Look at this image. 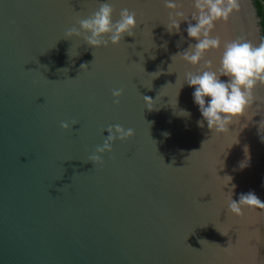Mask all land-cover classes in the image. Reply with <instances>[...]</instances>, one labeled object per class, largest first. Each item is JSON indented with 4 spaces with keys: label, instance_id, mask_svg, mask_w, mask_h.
<instances>
[{
    "label": "water",
    "instance_id": "1",
    "mask_svg": "<svg viewBox=\"0 0 264 264\" xmlns=\"http://www.w3.org/2000/svg\"><path fill=\"white\" fill-rule=\"evenodd\" d=\"M104 2L136 13L135 36L64 39ZM179 3L189 17L169 33L165 0H0V264H264V209L228 212L229 192L264 202V83L227 133L199 127L184 82L199 69L177 56L194 8ZM260 22L239 0L213 35L258 46ZM115 124L135 137L86 163Z\"/></svg>",
    "mask_w": 264,
    "mask_h": 264
},
{
    "label": "clouds",
    "instance_id": "2",
    "mask_svg": "<svg viewBox=\"0 0 264 264\" xmlns=\"http://www.w3.org/2000/svg\"><path fill=\"white\" fill-rule=\"evenodd\" d=\"M192 4L194 11L191 17L195 23L189 22L187 34L196 43L177 56L199 71L186 72L184 82L195 89L194 102L203 117L198 121V126L203 128L206 121L214 134L227 133L229 125L242 117L250 106L253 90L259 83H264V42L258 46L249 41L222 42L218 35H213L216 23L227 21L230 14L239 8V0H192ZM165 7L169 10L170 21L166 24L167 30L169 33L179 32L180 22L188 20L189 15L179 0H165ZM115 14L116 10L110 2L101 3L98 9L86 18L78 17L75 24L66 30L64 39L83 40L95 50L110 45L120 46L125 35L135 36L138 22L136 13L127 8L120 11L118 19H114ZM213 52L220 53L218 63L207 58ZM174 57L176 56H173L172 60ZM87 68V64L81 65L82 70ZM221 76L229 77V80L223 81ZM123 95V89L112 91L117 105ZM143 97L149 110H153L151 106L155 101L151 97ZM182 112L186 117L191 115L186 111ZM77 123L63 122L61 127L69 130ZM105 131L108 135L103 145L96 148L86 163L103 165V155L113 152V145L117 140L127 142L135 137L132 128H125L120 124L110 125ZM229 193L230 213L239 215L245 206L264 209V202L254 192L241 194L239 202L233 200L232 193Z\"/></svg>",
    "mask_w": 264,
    "mask_h": 264
},
{
    "label": "trees",
    "instance_id": "3",
    "mask_svg": "<svg viewBox=\"0 0 264 264\" xmlns=\"http://www.w3.org/2000/svg\"><path fill=\"white\" fill-rule=\"evenodd\" d=\"M255 8L257 10L258 17L260 18V26L262 32V40L264 42V0H253Z\"/></svg>",
    "mask_w": 264,
    "mask_h": 264
}]
</instances>
